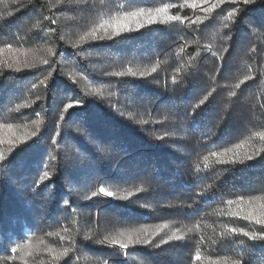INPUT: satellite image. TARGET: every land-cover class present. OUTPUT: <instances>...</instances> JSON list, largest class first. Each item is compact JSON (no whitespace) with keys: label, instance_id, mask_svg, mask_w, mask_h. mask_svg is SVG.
Masks as SVG:
<instances>
[{"label":"trees","instance_id":"16d2710c","mask_svg":"<svg viewBox=\"0 0 264 264\" xmlns=\"http://www.w3.org/2000/svg\"><path fill=\"white\" fill-rule=\"evenodd\" d=\"M0 264H264V0H0Z\"/></svg>","mask_w":264,"mask_h":264},{"label":"rangeland","instance_id":"374dc122","mask_svg":"<svg viewBox=\"0 0 264 264\" xmlns=\"http://www.w3.org/2000/svg\"><path fill=\"white\" fill-rule=\"evenodd\" d=\"M108 196H110V194H107Z\"/></svg>","mask_w":264,"mask_h":264}]
</instances>
